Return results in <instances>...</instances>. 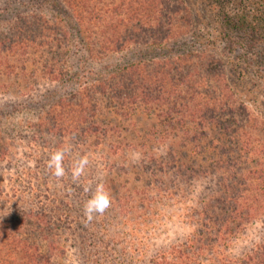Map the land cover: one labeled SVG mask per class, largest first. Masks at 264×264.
<instances>
[{"label":"rangeland","instance_id":"rangeland-1","mask_svg":"<svg viewBox=\"0 0 264 264\" xmlns=\"http://www.w3.org/2000/svg\"><path fill=\"white\" fill-rule=\"evenodd\" d=\"M151 1L171 28L161 45L102 54L62 0H0V220L42 214L44 231L27 223L45 264H221L264 244V0ZM177 55H197L201 98L122 105L93 86ZM65 147L57 180L47 161ZM100 183L110 207L85 223Z\"/></svg>","mask_w":264,"mask_h":264},{"label":"trees","instance_id":"trees-1","mask_svg":"<svg viewBox=\"0 0 264 264\" xmlns=\"http://www.w3.org/2000/svg\"><path fill=\"white\" fill-rule=\"evenodd\" d=\"M62 1L71 9L79 31L85 38L89 53L97 50L93 43L87 44L88 39L92 38L103 54L122 52L131 47V43L148 44L146 46L150 48H157L161 45L157 42L165 40L171 33V28L160 22L159 16L162 13L155 1L115 0L110 4L104 0ZM196 57L197 55H191L190 58L187 55H177L164 60L157 58L134 60L111 71L109 78L94 81L93 86L100 88L99 94L114 93V98L117 102L121 101L122 105L154 104L164 100L161 96L163 93L167 94L166 101H171V98L175 96L172 103L178 102L179 98H184V94L189 95L187 101H192L194 98H201V93L197 92L194 85H200L203 80V77L194 70ZM199 58H202V53L198 55L197 59ZM184 69H186L185 73H183ZM171 72L175 74L172 75ZM202 99L205 101L203 104L210 102L205 96ZM215 99L218 100L214 97L211 101ZM208 105L215 110L213 108V106L216 107L215 101ZM227 198L235 202L232 197ZM235 198L238 199V197ZM261 207L264 208V205ZM28 216L41 225L39 228L44 231L46 221H43V215L38 212L26 214L24 218L0 220V264H45V254L40 245L29 238L32 236L29 233L32 227L27 223ZM233 221L234 218L230 216L222 224L227 227L228 222ZM206 224L205 227L208 228L210 224ZM194 241V239H188L186 243L172 248L177 251L181 246L190 247L191 243L196 242ZM221 264H264V244L244 258L236 261L225 259Z\"/></svg>","mask_w":264,"mask_h":264},{"label":"clouds","instance_id":"clouds-1","mask_svg":"<svg viewBox=\"0 0 264 264\" xmlns=\"http://www.w3.org/2000/svg\"><path fill=\"white\" fill-rule=\"evenodd\" d=\"M70 153V148H58L53 152L48 161L47 168L50 174L56 177L57 180H62L66 175V169L64 167V159L67 154ZM89 161L86 156L80 157L74 162L71 170V178L73 182H78L80 177L84 175L85 168ZM90 189H86L88 191ZM110 196L105 190L102 183L97 184L95 190L92 192L90 198L83 205V219L85 223H91L95 215H103L105 211L110 207Z\"/></svg>","mask_w":264,"mask_h":264}]
</instances>
